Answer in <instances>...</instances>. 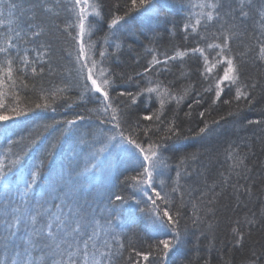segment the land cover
Wrapping results in <instances>:
<instances>
[{
  "label": "snow or ice",
  "instance_id": "6c2138e0",
  "mask_svg": "<svg viewBox=\"0 0 264 264\" xmlns=\"http://www.w3.org/2000/svg\"><path fill=\"white\" fill-rule=\"evenodd\" d=\"M164 6V0H131L124 15H114L108 28L122 27L121 21L123 25H127L126 18H131L130 14L136 13L141 17L139 25L135 31L130 27H125L124 31L132 36L146 37L148 33L155 35L153 21L161 16ZM61 9L70 14V20L63 28L55 23L60 18ZM93 14L101 17L98 7L90 4L89 0H67V3L64 0H0V84L6 78L15 87L16 74L20 73L27 79L29 69L33 77H43V63L47 59L50 65L54 55L52 43L41 39L51 33L52 28L44 22L45 19H51L58 33L66 34L75 42L78 76L84 81L85 92H91L92 97L101 104L96 109L98 123L89 125V130L82 133L76 141L73 152L77 158L74 160L73 157H68L67 163L61 165L60 170L50 175L46 182V161L53 155L58 142H51L50 147H46L39 157L38 163L32 165L24 162L26 151L23 154L12 153V158L9 155L0 157V264H115V259L122 255L125 248L121 234L114 230L116 215L124 217L133 226L146 223L155 235L164 237L150 244L148 252L131 248V253L143 261L147 262L150 256H154L158 264H165L170 252L182 242L180 220L183 218L185 205L189 202L187 197L192 195L194 189L181 185L182 171L179 165L175 178H168L172 180L170 190H166L169 185L163 179L157 187L156 178L163 176V169L168 167L162 157V150L166 147L163 142L185 137L173 119L164 128V135L154 138L155 133L161 131L160 125L164 124V120L157 115L159 123L155 129L152 126L142 127L141 121H152L153 115L141 114L133 121L130 118L131 112L127 109L136 105L137 98L145 93L148 94L149 101L155 94L160 103V113H163L166 99L175 100L179 105L184 97L176 96L160 83L149 80L150 86L139 92L123 90L118 93L119 97L127 98L130 105L122 101L123 107L114 106L111 95L114 90L113 80L110 75H106L108 70L101 66L105 51H100L101 60L98 62L89 54L95 45L85 41V34L91 31L88 17ZM213 28L215 30L210 31ZM71 29H76L75 35ZM189 30L205 42L204 47L198 44L190 49H177L171 56L161 54L163 60L152 49H146L152 54V59L148 61L143 73L136 75H147L157 70V65H167L170 61L183 59L189 53H198L203 62L200 74L208 82L204 92L215 93L212 104L222 99L225 87L229 92L234 87L235 95L232 99L253 105L252 93L261 85L254 79L250 83L242 79L243 65L253 54V64L264 65V0H188V11L182 29L186 40ZM240 35L251 43L243 51H234L232 42ZM29 43L35 44V47L31 50L25 47L21 54V45ZM29 51L34 52L35 56L30 57ZM221 68L222 74L219 71ZM53 72L50 65L48 75ZM128 79L131 81L133 78L130 76ZM20 82L24 88H28L23 80ZM67 91L68 84L53 89L40 86L39 99L45 103H36L35 108H48L49 100L54 102ZM232 99H223L222 102L224 105H231ZM194 103L199 105L201 100L196 99ZM239 107L238 103L237 109ZM5 108L6 105L0 103V109ZM12 111L17 118L26 115L25 111L17 108ZM175 115L173 113L174 117ZM199 115L204 118L205 112L201 111ZM227 115L232 116L234 113L229 111ZM224 119L225 116H219L211 122L204 120L203 126L194 135L209 132L210 123L218 125ZM11 120L12 117L0 112V121ZM84 120V116L76 115L74 119L64 123L76 126L78 121ZM246 124L264 125V119H250ZM260 132L264 133V128H260ZM257 139L264 143V137L258 136ZM8 143L12 145L18 142L9 139ZM97 144L102 147L97 149ZM110 144L127 152L139 170L134 169L135 175L126 176L121 181L131 188L129 195L109 196L107 203L101 206L95 198H90L82 178L91 171L87 166L88 162L107 151ZM77 147L78 153L75 151ZM246 147L248 153H252V144L249 143ZM238 148L239 146L234 148L229 145L226 161L231 163L227 166V175L220 172L218 181L210 186L206 184L207 190L200 191L197 202L205 205L204 216L198 215L201 209L197 202H192L196 216L192 222L203 224L209 213L214 215V205L231 187L236 199V206L232 211L237 219L231 221L234 226L230 229V237L226 243L231 248L245 252L243 264H264V242L252 239L255 232L264 233V201H259V212L249 207L253 202L256 184H264V164H260V171L254 173V169L245 163L249 158L248 153L241 155ZM130 149L136 151L133 153ZM81 156L85 160L84 168L83 171H77ZM191 159L195 160V155ZM183 163L184 159L181 160V164ZM183 171L185 175H191L187 169ZM233 176L236 177L235 182L232 180ZM241 180L244 183H240ZM217 187L220 188L219 192L216 191ZM177 195L179 199H176ZM240 209L247 210L242 219L238 214ZM206 226L212 232L216 224L209 221ZM131 253L127 258L128 264H139V260L132 259Z\"/></svg>",
  "mask_w": 264,
  "mask_h": 264
},
{
  "label": "trees",
  "instance_id": "16d2710c",
  "mask_svg": "<svg viewBox=\"0 0 264 264\" xmlns=\"http://www.w3.org/2000/svg\"><path fill=\"white\" fill-rule=\"evenodd\" d=\"M64 2L67 3V0ZM130 2L131 0H89L90 4H95L98 7L101 17H96L94 14L88 17L91 31L85 34V41L95 45L94 48L90 49L89 54L98 62L101 60L100 51H105L101 66L108 70L106 75H110L113 80L112 88L114 90L111 91V95L114 98V106L123 107L122 101L130 105L131 102L125 97H119L118 93L123 90L133 93L139 92L141 89L150 86L149 80L160 83L163 88L169 89L176 96L184 97L179 105L175 100L166 99L163 113H160L158 112L160 103L155 94L149 101L148 94L145 93L137 98L136 105L127 109L131 112L130 118L133 121L141 114L153 115L152 121H141L142 127L152 126L155 129L159 123L156 120L157 115L164 120V124L160 125L161 131L155 133L154 138L164 135V128L173 119L185 137L163 142L166 147L162 150V157L168 167L163 169V176L156 178L157 187H159L160 180L163 179L169 185L166 190H170L172 180L168 178H175L179 165L182 171L181 185L185 188L190 186L194 189L192 195L187 197L189 202L186 203L183 218L180 220L182 242L170 252L165 264H243L245 252L231 248V245L226 243L230 237V229L234 226L231 221L237 219V215L232 211V208L236 206L232 188L229 187L219 198L214 205L215 214L209 213L205 217L206 222L203 224L199 222L193 224L192 221L196 216L192 202H197L200 191L207 190L206 184L210 186L220 179V172H225L227 175V166L231 161H226V155L230 144L234 148L239 146L237 150L241 155L248 153L246 145L252 144V153L254 154L248 153L249 158L245 163L254 169V173L260 171V164H264V143L257 139L258 136L264 137V133L260 132V128H264V125L246 124V121L250 119H264V65L253 64L254 54L250 55L243 65L244 75L242 79L249 83L254 79L261 85L252 93L254 101L251 106L244 101L237 102L232 99L235 95L234 87L231 92L225 87L222 99L216 104H212L215 93L214 91L211 93L204 92L208 82L200 74L203 62L198 53H189L183 59L170 61L167 65H157V70H153L147 75L137 76V73H143L148 61L152 59V54L148 53L146 49H152L154 54L163 60L161 54L171 56L177 49H190L198 44L204 47L205 42L192 34L191 30H189L188 39L184 38L185 33L182 29L188 11V0H164L165 6L161 16L153 21L155 35L148 33L146 37L132 36L124 31L125 27H130L135 31L141 21V17L136 13L130 14L131 18H126L128 19L127 25H123V21H121L122 27L109 29L110 20L114 15H124L127 6H130ZM5 15H7V10H5ZM69 20L70 14L61 9L60 18L55 23L63 28V25ZM44 22L49 28H52L51 33L41 39L52 43L54 55L50 65L54 72L52 75H48L50 65L46 59L43 63L45 73L42 78L33 77L29 69L26 74L27 79L20 73L16 74L15 87L6 78L0 84V103L6 105V108L0 109V112L12 117L11 121H0V126H3L0 127V130L15 125V132L18 134L14 138L9 137L10 140L18 143L9 145L7 141V145H0V157L9 155V158H12V153L23 154L26 151L27 155L24 162L27 165H32L38 163L39 157L46 147H50L51 142H58L53 155L46 161L44 169V182H46L50 175L60 170L61 165L67 163L68 157L71 156L74 160L77 158L73 152L76 141L82 133L89 130V125L98 123L96 109L101 104L92 97L91 92H85L84 81L78 76L77 69L79 66L75 64V42L71 41L66 34L58 33L53 27L51 19H45ZM214 30L213 28L210 31ZM71 31L73 35L76 34V29H71ZM249 43L251 41L240 35L232 42V46L234 51H243ZM109 44L112 46L109 47ZM25 47L31 50L35 44L21 45V54H23ZM29 55L34 57L35 53L29 51ZM219 71L222 74L223 69L221 68ZM130 76L133 78L131 81L128 79ZM21 80L28 85V88L23 87ZM65 84H68L69 91L58 96L54 102L49 100L50 106L48 108H35L36 103H45L39 99L38 89L40 86L45 89H53L64 87ZM33 85L36 87L34 88ZM185 92H187L186 95ZM196 99L201 100L199 105L194 103ZM223 99H232V104L224 105ZM238 103L239 109H237ZM189 105L192 107L189 108ZM13 108L25 111L26 115L17 118L12 111ZM201 111L205 112L204 118L199 115ZM229 111H232L234 115L228 116ZM173 113L176 114L175 117ZM186 113H190V115H186ZM76 115L84 116L85 120L78 121L76 128L71 127L70 139L68 140L67 128L69 127L64 121L71 120ZM43 116L47 118L48 123L55 122L54 128L51 126L46 128L42 122L37 120L38 118L39 120L43 119ZM219 116H225V119L221 120L218 125L210 123L211 130L209 132L199 136L194 135L198 132L199 127L203 126L204 120L211 122L218 119ZM37 122H40V125L34 129L33 124ZM58 127L61 130L55 131ZM2 135H0V143L6 142L4 139L8 138ZM110 146L114 149V156L109 157L101 152L96 159L88 162L87 166L91 171L85 173L82 178L90 198H95L101 206L107 203L109 196L129 195L132 191L131 188L121 181L126 176L135 175V171L139 170L127 152L115 148L111 144L108 145V147ZM101 147V144L96 145L97 149ZM130 150L133 153L136 151L135 149ZM75 151L78 153L79 148L77 147ZM192 155H195V160L191 159ZM120 158L126 160V167L117 166L116 161ZM182 159L185 161L183 164H181ZM84 164L85 160L81 156L77 171H83ZM184 169H187L191 175H185ZM232 180L235 182L236 177L233 176ZM240 183H244V181L241 180ZM216 191L219 192L220 188L217 187ZM176 199H179L178 195ZM252 201L249 207H253L255 211L259 212V201H264V184L259 182L256 184ZM198 207L201 209L198 215L204 216L205 205L198 203ZM246 211V209H240L239 218L242 219ZM209 221H214L216 224L212 232H209L206 226ZM113 226L115 232L121 234V239L125 245L122 255L115 259V264H128L127 258L132 247L139 251L148 252L150 244L164 238L155 235L146 223L133 226L120 215L115 216ZM169 235L171 234L169 233ZM252 239L264 242V233L255 232ZM131 254L134 261L139 260V264H158L154 256H150L149 261L146 262L142 258L135 257L134 253Z\"/></svg>",
  "mask_w": 264,
  "mask_h": 264
},
{
  "label": "bare ground",
  "instance_id": "6f19581e",
  "mask_svg": "<svg viewBox=\"0 0 264 264\" xmlns=\"http://www.w3.org/2000/svg\"><path fill=\"white\" fill-rule=\"evenodd\" d=\"M75 118V116H73L71 119H74ZM38 121H40V122H42L43 123V126L44 127H48V126H51V127H53L54 128V125H55V122H50V123H48V120H47V118H44V116H43V119H40L39 120V118L37 119ZM40 122H37V123H34L33 124V126H34V129H36V128H38V126L40 125ZM67 127H69V128H67ZM66 128H67V139L69 140L70 139V134H71V132H69L70 130H71V127L73 128V127H75L76 128V126H70V125H68ZM15 129H16V127H15V125H11V126H7V127H5L4 129H1L0 130V135L1 134H3L2 136H6V137H8V138H6V139H4L6 142H4V143H0V145H7V141L9 140V137H12V138H14V136H16V135H18L16 132H15ZM61 130V128L59 129V127L57 128V130H55V131H60ZM46 133V132H45ZM65 137H66V135H65ZM66 139V140H67ZM107 148H108V150L107 151H104L103 153L104 154H107L109 157H113L114 156V154H115V152H114V149L110 146V147H108L107 146ZM116 164H117V166H127V162H126V160L125 159H123V158H120V159H118L117 161H116ZM83 184H85V181H83Z\"/></svg>",
  "mask_w": 264,
  "mask_h": 264
}]
</instances>
